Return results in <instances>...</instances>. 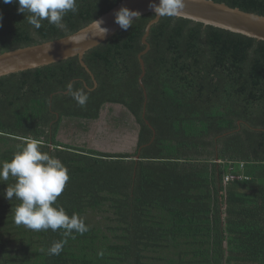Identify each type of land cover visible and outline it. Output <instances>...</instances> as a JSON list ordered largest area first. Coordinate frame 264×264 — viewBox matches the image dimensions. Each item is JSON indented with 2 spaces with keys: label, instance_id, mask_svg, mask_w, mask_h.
<instances>
[{
  "label": "trees",
  "instance_id": "trees-1",
  "mask_svg": "<svg viewBox=\"0 0 264 264\" xmlns=\"http://www.w3.org/2000/svg\"><path fill=\"white\" fill-rule=\"evenodd\" d=\"M121 1L77 0L66 28L44 20L35 29L18 4L0 0V54L73 34ZM212 1L264 17V0ZM154 18L86 52L92 76L73 57L0 78V164L40 140L68 169L57 203L89 228L65 237L17 225L20 201L5 198L16 180H0V264H264V41L160 17L141 57L142 88L138 55ZM69 84L88 95L84 107ZM107 105L138 126L132 153L64 141L69 126L88 132Z\"/></svg>",
  "mask_w": 264,
  "mask_h": 264
},
{
  "label": "clouds",
  "instance_id": "clouds-1",
  "mask_svg": "<svg viewBox=\"0 0 264 264\" xmlns=\"http://www.w3.org/2000/svg\"><path fill=\"white\" fill-rule=\"evenodd\" d=\"M4 4L16 3L17 11L25 15L27 21L35 29L42 27V22L47 20L49 24L59 29L67 25L63 22L69 13L76 14L79 11L77 0H3ZM149 7L157 17H178L185 7L184 0H159L151 3ZM140 18L138 11L120 8L114 13V23L121 30L127 31L132 23ZM3 16L0 14V22ZM102 32L101 38L106 36L109 29L102 27L103 19L93 20ZM2 26V23H0ZM68 88L73 99L79 106L84 107L89 99L88 95L81 90L72 91V85ZM138 138V134H137ZM42 142L37 139L26 140L20 150L17 151L11 161L0 164V180L7 181L14 177V185L5 190V198L9 201L15 197L20 203L14 211V222L25 228L40 232L51 229L53 232L63 230V235L69 237L75 233L83 235L89 230L82 217L73 214L67 215L65 209L57 203L58 197L64 192L70 180L68 169L63 163L41 151ZM67 239L56 242L49 249V254L59 255Z\"/></svg>",
  "mask_w": 264,
  "mask_h": 264
},
{
  "label": "water",
  "instance_id": "water-1",
  "mask_svg": "<svg viewBox=\"0 0 264 264\" xmlns=\"http://www.w3.org/2000/svg\"><path fill=\"white\" fill-rule=\"evenodd\" d=\"M158 2L159 0H122L107 13L96 19H103L104 24L102 27L109 29L108 34L103 38H101L102 32L100 29L92 22L79 31L63 38L2 53L0 54V78L10 74L48 66L73 57H77L81 67L91 75L89 69L83 62V57L86 52L106 42L120 30V27L114 23V13L122 7H126L129 10L138 11L140 16L146 14L155 15L149 5ZM184 2L185 7L178 18L191 20L205 26H212L240 34L257 41H264L263 16L246 13L238 8H232L222 3H216L212 0H184ZM159 18L160 17L155 15V18L148 23L141 40V43L145 46V49L138 55L141 68L139 84L142 88L145 66L141 57L149 50L147 38L149 36L150 28L159 20ZM94 85L96 86L95 81ZM143 94L145 98L143 110L144 115L147 99L145 91ZM146 124L152 129L148 122H146Z\"/></svg>",
  "mask_w": 264,
  "mask_h": 264
},
{
  "label": "rangeland",
  "instance_id": "rangeland-1",
  "mask_svg": "<svg viewBox=\"0 0 264 264\" xmlns=\"http://www.w3.org/2000/svg\"><path fill=\"white\" fill-rule=\"evenodd\" d=\"M89 128L88 132L76 133L72 125L61 133V137L65 142L77 144L86 139L88 147L100 153H132L136 148L138 126L119 105L105 106L100 119L90 123Z\"/></svg>",
  "mask_w": 264,
  "mask_h": 264
},
{
  "label": "flooded vegetation",
  "instance_id": "flooded-vegetation-1",
  "mask_svg": "<svg viewBox=\"0 0 264 264\" xmlns=\"http://www.w3.org/2000/svg\"><path fill=\"white\" fill-rule=\"evenodd\" d=\"M100 116H101V114H100ZM99 119H100V118H99ZM74 132L78 133L79 131H78V130H74ZM81 142H85V143H87L86 139L81 140Z\"/></svg>",
  "mask_w": 264,
  "mask_h": 264
},
{
  "label": "built area",
  "instance_id": "built-area-1",
  "mask_svg": "<svg viewBox=\"0 0 264 264\" xmlns=\"http://www.w3.org/2000/svg\"><path fill=\"white\" fill-rule=\"evenodd\" d=\"M226 181V180H225Z\"/></svg>",
  "mask_w": 264,
  "mask_h": 264
}]
</instances>
